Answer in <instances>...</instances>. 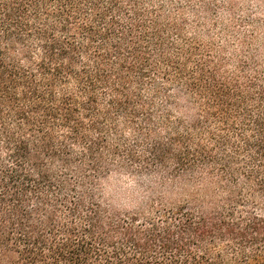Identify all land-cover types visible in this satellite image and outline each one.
<instances>
[{"label":"trees","instance_id":"16d2710c","mask_svg":"<svg viewBox=\"0 0 264 264\" xmlns=\"http://www.w3.org/2000/svg\"><path fill=\"white\" fill-rule=\"evenodd\" d=\"M220 1L0 0V264H264V49L201 39Z\"/></svg>","mask_w":264,"mask_h":264},{"label":"rangeland","instance_id":"374dc122","mask_svg":"<svg viewBox=\"0 0 264 264\" xmlns=\"http://www.w3.org/2000/svg\"><path fill=\"white\" fill-rule=\"evenodd\" d=\"M201 39L232 50L264 49V0H221L218 7L205 16ZM187 187H160L154 183H140L125 175L106 179L104 192L117 209L132 210L158 197L176 199L187 193Z\"/></svg>","mask_w":264,"mask_h":264}]
</instances>
